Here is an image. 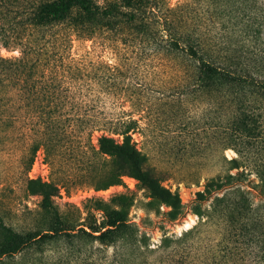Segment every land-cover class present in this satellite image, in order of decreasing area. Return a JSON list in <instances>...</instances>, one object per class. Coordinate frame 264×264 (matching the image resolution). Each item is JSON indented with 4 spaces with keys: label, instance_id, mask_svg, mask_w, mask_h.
Segmentation results:
<instances>
[{
    "label": "rangeland",
    "instance_id": "1",
    "mask_svg": "<svg viewBox=\"0 0 264 264\" xmlns=\"http://www.w3.org/2000/svg\"><path fill=\"white\" fill-rule=\"evenodd\" d=\"M95 1L105 5L114 0ZM200 1L164 0L170 8L186 5L187 22L202 36L200 53L206 59L222 67L238 64L252 69L257 47L241 28H224L215 15L205 14ZM41 37L40 46L46 44L49 51L63 52L67 46V62L61 66L57 61L63 77L57 93L63 96L61 109L76 120L62 125H24L13 110L17 115L14 125H0V219L6 227L26 233L45 229L51 220L42 210L41 196L28 188L29 179L58 185L55 204L66 225L76 230L93 220L90 213L98 222L102 220L103 213L94 211L95 199L109 202L117 194L130 196L127 220L152 247L165 234L180 235L200 223L218 199L222 214L215 237L220 246L227 245L231 237L236 249L247 246L254 264H264V120L261 125H220L224 113L219 83L214 80L194 88L195 62L182 55L176 70L166 58H149V50L142 52L140 47L113 42L111 37L107 43L98 36L89 38L68 25L61 32L31 27L19 47ZM0 56L21 54L19 48L8 51L0 46ZM71 59L77 69L68 63ZM188 62L189 72L182 68ZM254 75L264 79V71ZM232 95L256 100L264 109V93ZM130 125L134 127L132 138L148 157L147 165L163 185L179 195L177 207L151 197L132 173L107 189L92 186L94 175L108 167L101 164L105 156L96 155L98 138L109 135L122 140L123 136L113 133ZM34 145L41 146L30 163ZM124 167L131 171L130 165ZM213 177L216 180L206 186ZM198 192H204L205 201L196 200ZM10 240L8 230L0 227V244ZM76 241L89 251L100 249L109 255L113 251L92 237H77ZM63 245L62 241L53 250ZM37 247V243L30 244L14 257L4 256L3 263L33 264L38 260Z\"/></svg>",
    "mask_w": 264,
    "mask_h": 264
},
{
    "label": "trees",
    "instance_id": "2",
    "mask_svg": "<svg viewBox=\"0 0 264 264\" xmlns=\"http://www.w3.org/2000/svg\"><path fill=\"white\" fill-rule=\"evenodd\" d=\"M203 12L215 15L224 28H241L243 35L257 47L252 69L245 65L222 67L206 59L202 36L193 31L187 22L186 5L170 8L164 0H114L105 5L95 0H0V46L8 51L18 49L19 57L0 56V125H14L16 110L24 125H62L76 120L61 109L63 96L57 92L62 87L61 66L68 54L60 49L49 51L46 44L40 46L43 37L28 41L19 47L29 28H56L61 32L68 25L84 36H98L102 42L125 44L149 50V58H166L171 67L178 69L177 59L183 57L195 62L194 88L206 87L215 80L219 83L223 116L220 125H261L264 109L256 100H244L234 93H264V79L254 74L264 71V0H201ZM67 37V35H66ZM68 39V38H66ZM46 40V37L44 41ZM44 43V42H43ZM33 55L34 59H29ZM129 60L128 55H125ZM146 57V56H145ZM80 64L79 60H76ZM75 59L68 63L77 69ZM186 62V61H185ZM189 63V62H188ZM51 68H45V66ZM189 64L182 68L189 72ZM191 66V65H190ZM54 67V69H53ZM230 67V68H229ZM109 71V70H108ZM115 71V70H114ZM193 88V87H192ZM134 124V121H133ZM131 125L118 140L113 136L98 138L96 155L105 156L101 164L108 167L99 170L93 177L96 190L118 184L121 177L132 173L151 197H159L173 208L180 203L179 195L163 185V180L147 165L148 157L132 138ZM40 132L42 131L39 128ZM41 145H34L30 163ZM225 160L235 164L236 160ZM123 163V164H122ZM124 164L131 166L128 171ZM107 170V171H106ZM217 177L209 178L206 186ZM32 194L41 196V207L51 220L45 229L22 233L6 227L0 219V227L6 228L11 240L0 244V264L4 256L14 257L30 244H38V260L33 264H254L247 255V246L236 249L227 238V245L220 246L215 237L219 215L222 210L217 199L211 209L189 230L180 235H167L161 243L151 246L139 235L136 227L127 220V210L132 199L126 194H117L109 202L95 199L94 211L102 212L99 222L90 213L92 221L81 223L78 229L66 225L54 198L60 190L56 183L29 179ZM197 201H205L204 192L197 193ZM74 231H76L74 233ZM92 237L113 251L102 254L100 249L89 251L76 240L77 237ZM64 245L53 250L54 245ZM257 263V262H256Z\"/></svg>",
    "mask_w": 264,
    "mask_h": 264
},
{
    "label": "bare ground",
    "instance_id": "3",
    "mask_svg": "<svg viewBox=\"0 0 264 264\" xmlns=\"http://www.w3.org/2000/svg\"><path fill=\"white\" fill-rule=\"evenodd\" d=\"M185 226H186V227H189V226H190V224H189V223H187Z\"/></svg>",
    "mask_w": 264,
    "mask_h": 264
},
{
    "label": "water",
    "instance_id": "4",
    "mask_svg": "<svg viewBox=\"0 0 264 264\" xmlns=\"http://www.w3.org/2000/svg\"><path fill=\"white\" fill-rule=\"evenodd\" d=\"M186 229V227H184ZM189 228V227H188Z\"/></svg>",
    "mask_w": 264,
    "mask_h": 264
}]
</instances>
